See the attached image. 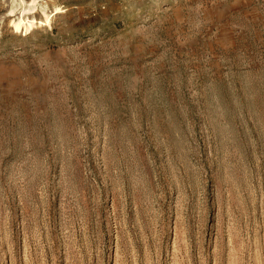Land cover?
Returning a JSON list of instances; mask_svg holds the SVG:
<instances>
[{
	"label": "rangeland",
	"instance_id": "obj_1",
	"mask_svg": "<svg viewBox=\"0 0 264 264\" xmlns=\"http://www.w3.org/2000/svg\"><path fill=\"white\" fill-rule=\"evenodd\" d=\"M0 264H264V0H0Z\"/></svg>",
	"mask_w": 264,
	"mask_h": 264
},
{
	"label": "bare ground",
	"instance_id": "obj_2",
	"mask_svg": "<svg viewBox=\"0 0 264 264\" xmlns=\"http://www.w3.org/2000/svg\"><path fill=\"white\" fill-rule=\"evenodd\" d=\"M14 26L16 27V30L19 32L22 28H24V29H26V32L28 33L29 31H31V29H32V24L30 25H28V24H25V23H23V22H19V23H14Z\"/></svg>",
	"mask_w": 264,
	"mask_h": 264
}]
</instances>
